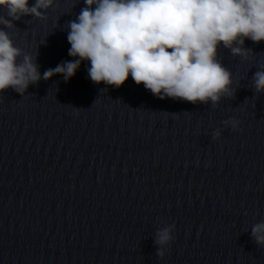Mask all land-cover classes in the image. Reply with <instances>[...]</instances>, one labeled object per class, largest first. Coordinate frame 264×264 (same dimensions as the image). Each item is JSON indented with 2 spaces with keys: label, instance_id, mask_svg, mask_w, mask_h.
Masks as SVG:
<instances>
[{
  "label": "clouds",
  "instance_id": "clouds-1",
  "mask_svg": "<svg viewBox=\"0 0 264 264\" xmlns=\"http://www.w3.org/2000/svg\"><path fill=\"white\" fill-rule=\"evenodd\" d=\"M55 0H0V94L11 88L24 95L30 84L63 75L67 82L82 61L95 84L119 88L131 76L159 99L215 106L233 98L232 72L218 58L221 46L248 59L245 40L264 42V0H84L76 20L68 22V55L76 58L50 68L41 77L31 54L17 47L5 29L24 16L46 19ZM95 6V7H93ZM22 57V59H20ZM256 93L264 92V65L253 75ZM239 129L236 118L225 121ZM216 131L213 138L218 139ZM175 225L159 229L157 255L173 241ZM264 246V222L252 227Z\"/></svg>",
  "mask_w": 264,
  "mask_h": 264
}]
</instances>
